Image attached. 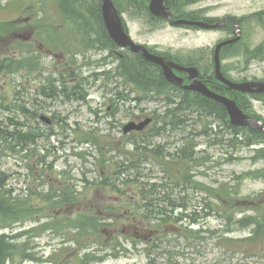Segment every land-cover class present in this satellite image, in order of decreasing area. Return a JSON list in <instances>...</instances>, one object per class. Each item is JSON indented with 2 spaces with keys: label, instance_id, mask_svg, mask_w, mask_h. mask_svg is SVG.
<instances>
[{
  "label": "rangeland",
  "instance_id": "374dc122",
  "mask_svg": "<svg viewBox=\"0 0 264 264\" xmlns=\"http://www.w3.org/2000/svg\"><path fill=\"white\" fill-rule=\"evenodd\" d=\"M7 1L8 0H0L1 18L14 19L20 14H36L39 11L34 6L38 0H26L21 8L20 4L25 0H9L10 3ZM188 1V4L182 5V7L179 6V9L187 11L200 10V14L207 17L220 18L224 15H233L242 18L240 23L242 27V38L237 45L240 50H243L246 47L252 49L259 44L261 40L264 41V16H262V22L249 17L250 13L264 9V0ZM42 2L45 3L43 11L49 15H55V21L59 20L54 22L55 26L52 30L54 29L56 32L63 30L62 25H65V23L59 19L60 17L58 15L60 14L57 13L56 6L44 0ZM4 4L5 6H2ZM121 13L127 24L131 37L136 42H145L149 45L152 44L158 49L169 51L179 57H185L183 55H186V52L192 53L195 49L199 48H206L207 52H209L218 40L225 38L229 34L223 29L198 30L176 28L170 26L167 22H163L161 28H153L147 26V18L133 15L130 10H125ZM85 15L87 14L85 13ZM45 17H48V15ZM155 26H157V24H155ZM69 27L70 26H64V28ZM229 31L231 32V29H229ZM35 34L39 35V30L36 31ZM46 34L48 33L45 32L43 35ZM60 51L63 52L62 50ZM81 59L82 57L79 55L77 62L81 61ZM221 62L223 71L235 80L240 79L241 77H264V60L259 61L253 59L248 62L246 66V61H243V57L238 54L231 57H223ZM81 69L84 74L89 73V70L85 65L81 66ZM5 79L0 80V85L4 84L3 89L6 92H9L8 88L16 89V91H18L19 87L17 83L8 78ZM15 79H18V73H16ZM27 88L29 92L33 93L34 82L31 81ZM16 91H12L11 93H16ZM90 92L97 96L101 93L100 91L95 92L94 88ZM92 96L93 95H91V97ZM155 101L156 102L153 103L155 107L163 105V101ZM92 103L93 102L89 103L88 106H85L84 103L72 101L70 103L71 106L68 108H66V105L59 106L58 109L60 110H71V108L77 107L76 109L78 111L74 112L72 117L69 118L68 124L70 125V130L68 131L61 129L58 125L54 127L52 130L54 132L52 133L43 126V135L38 141L39 147H37V152L43 154L54 146L61 149V156L59 155L54 168H50L48 166L49 164H44L45 166H42V173L48 175L46 179H48L49 184L55 179H63V176H59V171H62L61 169L65 168L66 165H70L67 170L71 171L72 177L79 180L77 183V189H82L81 187L83 183H85L83 180H80L81 178L92 180L94 178L99 179L104 175L111 177L114 174V167L109 172L105 168L106 166L100 163L103 153L105 152L106 157L118 155V160H122L126 157L124 148H132L130 144H127L130 143L128 140H130L131 137L122 135L120 130L118 132L109 130L107 122L112 119L109 116L105 117V121L102 123L101 132H98V130L93 132V129L90 128L93 120V113L89 111V107H95ZM253 105L254 109L262 114L263 119V104L260 105L254 101ZM103 109H106V106H103ZM122 109L123 113L116 117L118 123L121 121V123H125L130 119L128 114L125 115L126 112H124V106H122ZM190 119H200L202 122H192L190 126H183L175 131H169L167 137L163 136L161 139H153L156 143L168 139L169 142H178L180 145L187 140H194L198 143L196 148H194L196 157H206L205 159L198 160L197 164L193 162L191 168L188 164L183 165L176 161H171V164L168 165L170 175L174 176V183L178 182V178L182 181L187 176L189 169L191 171L190 177L192 180L190 185L182 190L181 194L184 197L182 201L188 206L187 211L185 212L179 208L171 210V220L167 227V235H169L168 244L162 245V247L167 251H170L171 254L163 252V254L156 256V252L160 253L163 248L151 252L149 254L150 256H148L146 252L136 253L132 250L130 243L124 240L127 251H124V253L121 252L120 256L117 258L110 256L102 262H95L93 264H147L149 257H155L154 264H264V246L260 248L258 252L259 254L250 256L247 253L245 254L243 245H238L236 248H232L234 246L230 245L228 241L220 240L216 236V234L222 233L226 228H230L231 231L224 233V235L233 238L246 236L249 233V230L240 227L239 224L235 223L236 220L248 214H262L264 216V178L260 177L261 173L264 174V171H262L264 168V158L260 157L259 159L256 158L255 160H252L251 155L253 152L250 148H232L228 146L227 139L231 136L230 132L224 131L223 126L218 125L219 122L212 116L197 118L196 113H193ZM205 125L207 126L206 130H208L209 125L213 126V131L208 134L206 132H199L203 130ZM29 128L33 130L35 129L34 127H28V129ZM217 137H223L224 143L210 144V141L212 139L216 140ZM89 140H92V143L88 142ZM175 146L176 145H174L173 148H175ZM173 148L170 145H167V149H169L170 152L173 151ZM71 151L80 153L85 152V154L66 155L65 152ZM87 152L91 153V155H87ZM26 153L32 155L33 151L29 149L25 154ZM51 156L52 154L47 156V162H50L52 158ZM27 164H31L30 170ZM105 164L109 165L108 163ZM142 167H144L143 174H147L141 176L140 179L142 181L169 182L168 177L163 176L160 171L161 165L153 163L151 159L144 162ZM1 168L2 170L9 172L17 170L25 175V181H22L21 183L14 181V186L17 189H21V193L28 192L27 188L35 189L34 186L37 182L34 180V175L37 172L34 156L27 159L24 166L18 167L15 165L13 159H10V161H5L1 165ZM149 169L155 171V173L150 172ZM149 172L152 173V175H150ZM239 174L242 180L239 184L237 194L226 195L225 197L219 198L217 194L209 192L210 187H217L219 184L228 183L229 185H233L236 176ZM255 174L258 176H254ZM9 185L10 183L6 185V187H9ZM171 185L178 190L179 186L173 185L172 182ZM47 188L48 187H46L45 190ZM85 189L95 191L99 188L94 186L89 187V183L87 182ZM121 189L128 190L129 192L132 191L130 190L131 188ZM91 199L94 201L99 200L100 198L94 197ZM171 199L175 200V198ZM213 202H216V209H218L219 213L215 212L216 210L214 211L209 208ZM193 211L196 212L194 213L196 214L194 215L196 216L195 222H188L182 218L181 213H192ZM206 212L212 214L208 216L205 215ZM227 215H231V217L228 218ZM122 223V227L129 226L130 224L125 220H123ZM119 226L121 225H118V228ZM26 227L28 226H17L13 231L22 230ZM209 231H217V233H210ZM126 232L130 235L129 230H126ZM119 234L120 230H118L117 235ZM119 237L122 238L121 236ZM24 241L25 238L19 240L17 243ZM32 241L31 245H34L33 250L35 251L36 256H39L42 259L49 255L53 250L58 249L61 245L60 237L53 236L49 232H45L42 236L35 237ZM96 242V246L93 247L103 245V239L97 240ZM139 247L143 248V244L139 243ZM70 248L73 250V247ZM107 248L112 249V247ZM22 249L20 248V250ZM7 264L42 263L29 260L21 261V258L17 255L15 258H12V262H8Z\"/></svg>",
  "mask_w": 264,
  "mask_h": 264
},
{
  "label": "trees",
  "instance_id": "16d2710c",
  "mask_svg": "<svg viewBox=\"0 0 264 264\" xmlns=\"http://www.w3.org/2000/svg\"><path fill=\"white\" fill-rule=\"evenodd\" d=\"M52 1L58 4V6L60 7L61 13H63L64 15L72 16V18L74 19L73 22H76V18H75L76 16H84L86 13L87 15H89V18L86 19V21H84L85 24H89L91 26L93 24L97 27L98 30L103 29L98 22L100 20V0H93L95 3L94 10H91L92 8L83 6V3L85 2V0H52ZM113 1L119 10H122V9L130 10L131 13L137 14V15L149 13L148 8H147L148 0H135V1H138L137 6H135V3L134 4L130 3L131 0L130 1L129 0H113ZM188 2H189L188 0H169L168 6L173 11L175 16L181 17L183 14V11L181 9L178 10L177 8H175V4L182 7V5L188 4ZM262 16H264V10L254 13L250 15L249 17L262 22ZM68 19L70 21V18ZM80 24H82V21ZM263 53H264V43L260 47H258L256 50L251 51L250 56H252V58L253 56L260 57ZM200 73H201V77L204 80H208L211 83V85H213L214 76H213V72L209 68L201 71ZM143 77L145 78L149 77L148 78L149 81H151L150 79L151 77H154L156 87L160 85L162 89L163 87L176 88L175 86L169 83H166L163 80L162 75L158 71H156L155 75L153 76L143 71H138L137 74L131 75V78L133 79L142 80L141 78ZM73 90H76V89L74 88ZM184 95L185 96L180 101H178L177 104H174V106L167 108L165 116H164L165 118L169 116L171 117L170 119L175 118V122L173 125L174 127L180 126L183 120L185 118H188L187 117L188 113H184L185 111H191L194 109L196 110V108L201 109L203 106H205V108L208 107L209 109H211L210 110L211 112H215L217 118L220 121L228 123L225 108L220 103L214 102L211 99H208L198 93L191 92V91H185ZM262 99L264 100V93L262 94ZM229 127L234 132V136L236 138L235 145L237 146L238 145L249 146L250 144L254 142H259L260 140L262 141L264 140V132L262 131L248 128V127H242V128L236 127V126H229ZM32 132L34 133L32 137H31V134H29V132L26 134L27 145L35 142V131L32 129ZM20 136L21 134L19 132L17 134H13L7 131H0V151H4L8 147V145L12 143V140L18 141ZM237 138H242V139L238 140ZM257 152H263V155H264V149L257 150ZM190 160L191 159L187 158L186 163L189 164ZM125 164L126 166H124L122 170L118 169L120 165L118 164L115 167V173L111 177L101 176L99 179H95L91 181L90 186H95L97 188H109V189H121V188L132 187L136 180L134 171H136L137 169L134 168V165H131L130 162H125ZM254 176H258V175L255 174ZM261 176H262V173H261ZM241 180L242 179L240 176H236V180L233 185H229L228 183L219 184L217 187H210L209 192L217 194L219 198L225 197L226 195L237 194ZM189 182L190 181L188 179L187 185L189 184ZM141 185H142L141 186V192H142L141 199L146 209L140 211V213L146 222H152L155 226H160L166 221V215L164 217V209L165 207H167V203H169L170 206H173L174 203L171 198H175V202H176V200L182 199V197L180 195H176V193L175 195H172L174 191V188L172 186L170 187V192L167 191L168 194H166L165 193L166 190L162 189L164 188L165 185L149 183L148 181L141 182ZM5 190H8V189L4 187V184H1L0 192L5 191ZM30 195L32 194L27 193L26 196H30ZM40 196H45V195L40 194ZM45 199L50 202L49 205H51L52 207L57 206L60 203L67 200V198L53 196V195L45 197ZM27 202H28L27 199H23L22 201L15 200L14 203L10 204L7 201L6 197L1 196L0 194V216H1V220L3 221V224H11L15 220L23 219L31 214H34L35 212L33 211V208H31ZM176 204H179V203H176ZM181 205L183 206V204ZM209 208L212 209V205H210ZM171 210H170V213H171ZM215 212L219 213L218 209ZM194 213L196 212L193 211L192 213H185V214L181 213V216L183 219L187 220L188 222H195L196 216L194 215L196 214ZM210 214H211L210 212L205 213V215H210ZM159 215H163V216H161V218L158 219ZM227 216L228 218L231 217V215H227ZM169 217L171 218V215ZM235 223L239 224L240 227L242 228L248 227L249 235L241 237V238L228 237L222 234L224 232L231 231L230 228H226L223 230L222 233L217 235V238L220 240L228 241L230 245L234 246L232 248H236L238 245H243L245 253L249 252L250 255H255L256 251L259 252L260 248L262 247V244L264 243V216L262 214L261 215L248 214L236 220ZM98 224H99V221L97 217L91 216L89 217V219L84 218L83 220H78V222L74 224V226L78 227L76 228V232L78 234L80 232L81 233L80 237L84 238L85 234L93 235L97 231ZM209 232L216 233V231H209ZM1 238H4V236L0 235V240ZM82 240L83 239H78V242L80 243ZM8 244L12 247V251H11L12 258L17 255L18 257L26 256L25 252L20 250V248L22 249L20 245L15 244L16 245L15 246L14 244H10L9 242ZM3 247L6 248L5 245H0V248H3ZM16 247H19V248H16ZM121 250L124 251L125 248L121 246ZM89 256L90 254L86 253L84 254L82 258H80L82 264L89 263L93 260L103 259L102 256L94 257L93 254L90 257Z\"/></svg>",
  "mask_w": 264,
  "mask_h": 264
},
{
  "label": "flooded vegetation",
  "instance_id": "af4514ba",
  "mask_svg": "<svg viewBox=\"0 0 264 264\" xmlns=\"http://www.w3.org/2000/svg\"><path fill=\"white\" fill-rule=\"evenodd\" d=\"M31 17V16H30ZM20 23L19 26L22 27V29L18 33H13L8 38H2L0 37V48L2 46H6L5 49L0 51V59H6V58H16V52L17 48L14 47L13 51L11 52L10 44L9 43H15L16 40H19L20 43V53L21 56L19 57L20 63H19V85L20 90L13 94V104L14 107H17L20 109V111L24 114L25 111H27V108H33L36 116L39 119H42L43 115L49 116L51 118V123L56 124L57 122L61 123L64 127L67 126V118L70 116L71 112L67 113H61L59 114L58 108L60 104L68 105L69 100L66 99L70 96V94H75L74 92V78L69 76L71 70V65H69V57L64 55L62 52H58L55 50V47L53 46V41L50 42L49 45L45 44L44 41L40 38H37L33 36V31L31 30L29 33H27V23H28V17L21 16L19 18ZM27 44L33 45L35 47L37 57H36V66H35V84H34V96L32 97L31 94L28 91L27 86L29 85L30 76H29V70L26 63V50H27ZM112 48V46H109ZM103 47H100L99 51L102 53L99 57L93 58L94 60L90 61L93 63V66L101 64L103 65V69L97 73L96 75L101 77L103 80H107L109 82V88L107 89L110 94V106L115 107L114 113L112 116L116 118L117 115L121 114L122 112V102L123 100H129L136 101V102H142L149 98V95H142L141 97L135 96L133 93H131V90L123 92L121 88L118 87L120 78L122 79V74L120 73V70H122L123 66V59L124 58H141V64L146 66L148 69H154L155 66L151 64L150 62L146 61L144 58H142L139 54H134L130 52L129 50H121L117 49L115 52H111L110 50L105 51L102 50ZM153 51V50H152ZM92 52H89V58L93 54ZM11 54V55H10ZM175 60V59H174ZM131 63V62H130ZM120 73V74H119ZM150 74V73H148ZM4 75L7 76L5 73ZM120 75V76H118ZM81 88H84L83 86ZM248 96V95H245ZM253 100H256L258 104L262 105V100L257 94L250 95ZM7 99L6 96L0 94V111L2 110H9V107L5 106L3 103V100ZM88 101V100H85ZM243 105H246L243 101ZM136 108H139L140 106L137 104L135 106ZM141 113H137L133 115L132 119L134 121H140L142 118L146 116H153V112H144V110L141 109ZM254 114V115H252ZM252 116H255V113H252ZM96 119H95V125L97 126L98 123L101 122V119L98 115V112L95 113ZM261 115V114H260ZM262 118V115H261ZM152 122L154 120L152 119ZM117 122L116 119H114L113 124L111 125L112 129H117L116 127ZM52 127V126H51ZM0 129L7 131L5 127L0 125ZM134 133V132H132ZM137 135V133H135ZM63 187V186H62ZM98 193V192H94ZM99 193H102L103 195L101 202H107L112 201L116 203H120V197H113L112 195L116 196L120 192H108V191H101ZM51 194L58 195L60 197H68L72 198L75 195H79L83 197L82 201L86 202V208H91L93 206L90 205L89 197V191H82V190H73V189H58L55 191H51ZM108 195V196H107ZM121 205H117V209H121ZM134 210L137 211L138 207L137 205H134ZM58 220H61L63 223H68L74 216V213L76 212V208L73 204L72 200H66L62 205L57 206L55 209L49 210ZM79 211V209H78ZM99 215L102 216H109L111 219L116 221L119 219L118 216L114 215L113 213L104 214L102 211H98ZM105 223V220H102ZM131 228V239L134 244H136L137 240L140 237H144L142 235L144 228L140 224V221L136 218V216L132 217V225ZM106 235L108 236V239L114 238L115 234V228L114 230H110V225H106L103 229Z\"/></svg>",
  "mask_w": 264,
  "mask_h": 264
},
{
  "label": "bare ground",
  "instance_id": "6f19581e",
  "mask_svg": "<svg viewBox=\"0 0 264 264\" xmlns=\"http://www.w3.org/2000/svg\"><path fill=\"white\" fill-rule=\"evenodd\" d=\"M130 1V0H129ZM130 3L134 4L135 6L138 5V1L135 0H131ZM101 5H102V1L100 0V12H101ZM83 6L88 7V8H92L91 10H94L95 7V3L93 0H85V2L83 3ZM99 32V30L97 29V27L93 28V32L92 34L95 36L97 35V33ZM117 49H119L118 47L112 46V48L110 47H103L102 50L108 51L110 50L111 52H115ZM89 54V53H88ZM85 59H91L94 60L93 58H97L96 54H93V56L90 58L87 56H84ZM85 62L83 59H81V61L76 64L79 65L81 63ZM138 72V71H143L145 73H151L153 75H155V72H153L151 69H147L146 66H144L143 64H141V62L136 61V60H132L130 64L125 65V67L122 68V70H120V73L122 75H125L129 72ZM119 73V74H120ZM88 76V74H86V77ZM106 88V87H105ZM185 91H187V89L183 86L178 87V88H171L168 95H167V104L169 105V107L174 106V104H177L178 101H180L185 95ZM224 91L223 89L219 88L217 90H215V94L220 95L222 94ZM76 94L78 95H82L83 92L79 91ZM173 104V105H172ZM200 106V105H199ZM197 106V107H199ZM205 106H203L201 109H204ZM28 110L24 112V115L29 117V118H33L34 117V110L33 108H27ZM211 109H209L208 107L205 108L204 110H201V116H216L215 112H211ZM113 113H110L109 117L113 118L112 116ZM3 118V112H0V123L1 120ZM171 117H167L164 121H163V126L157 131V133L154 135V139H161L168 131H170L173 128L174 122H175V118L170 119ZM250 119H256L255 116H250ZM194 122L193 120H191L190 118H185L182 122V126H190L191 123ZM218 125L223 126V130L224 131H233L231 130V128L229 126H231L229 123L226 122H222L219 123ZM31 131V132H30ZM7 132H11L13 134H17L18 132L21 134L20 138L18 141L12 140V143L8 145V147L5 149L4 151V158L0 159V185L1 184H6V183H11L12 187L9 188L8 190L5 191H1L0 194L1 196H5L7 201L12 204L14 203V201H17V195L18 193L21 191V189H17L14 186V181L17 182H22L25 181V178L22 177L19 172L17 170L9 172V171H4L1 168V165L5 162V161H10V159H13V161H15L17 159L16 155L22 154L23 158L19 161L16 162V166L21 167L25 165V161L27 159H30V157L34 156L35 161H37L39 163V165L41 166H45L44 164H49L51 162H56L57 159L59 158V155L61 156V149L59 147H51L50 150L45 151L43 154H39L37 151H33L32 155L30 154H25V152L28 149V145L26 142V134L29 132V134L32 135L34 134L32 132V129H28V127H14L11 130H8ZM12 138V137H11ZM139 146H141V148H145L148 144L147 140H143L140 141ZM228 146L234 148L235 145L231 142L227 143ZM260 145H264V140H260L259 142H254L252 144L249 145L250 149L255 150L257 149ZM64 147V145H63ZM173 148V147H172ZM176 149V152H175ZM63 150V149H62ZM65 150V149H64ZM66 151V150H65ZM35 152V153H34ZM74 151L71 152H65L66 155H72ZM60 153V154H59ZM52 154V158L50 160V162H47L46 158L48 155ZM182 154L184 156H186L187 158H191L193 160L196 159V153L195 152H187L186 154L184 153V151L182 152L179 148H173V151L170 152L169 149L167 148H163L160 150V152L151 159L152 162H160V161H164V160H168L171 158H175V157H182ZM67 158V157H65ZM126 166V164H120L118 169L122 170L123 167ZM69 170H65L63 173H68ZM5 180V182H4ZM13 181V182H12ZM45 186L40 187L39 191L43 192V193H48L50 191L49 188H47L45 190ZM165 210H164V217H165ZM161 216L163 215H159L158 219L161 218ZM181 217V216H180ZM3 221L1 220V216H0V235H3L4 238H1L0 240V245H5V247L0 248V264H7L8 262H12V257H11V251H12V247L8 244V242L10 244L14 243L17 245H21V243H17L19 242V240L23 239L22 235H13V230L15 229L14 227H12L11 224H3ZM2 226V227H1ZM27 236V234L25 233V237ZM16 246V245H15ZM29 260H37V257L34 256H28Z\"/></svg>",
  "mask_w": 264,
  "mask_h": 264
},
{
  "label": "water",
  "instance_id": "95a60500",
  "mask_svg": "<svg viewBox=\"0 0 264 264\" xmlns=\"http://www.w3.org/2000/svg\"><path fill=\"white\" fill-rule=\"evenodd\" d=\"M102 5H101V12H102V17H103V22L106 26V29L111 36V38L121 47H126L129 46L131 50L133 51H142V53L151 61H154L158 64H160L163 67L165 77L170 80L174 81L180 85H182V79L178 78L174 75L172 72V68H176L180 71H186L189 74V78L192 79V82L189 85H185L183 87L185 88H190L196 91H199L203 94H205L208 97H211L214 100H217L221 102L227 110V113L230 117V122L235 125H242V124H250L257 126L258 122L254 120H246V115L242 113V111L236 106L234 100L228 99L224 96L217 95L214 92L210 91L205 84H203L200 80L197 79L198 76V71L196 68L193 67H183L177 64H174L170 61H167L163 59L162 57H158L152 54H149L146 49L141 46L134 44L129 36L125 33L121 19L118 15V12L113 5L111 0H101ZM166 0H149V10L150 12L155 15V16H160V17H165L169 19V21L172 24H194L196 26H200L203 28H215L220 26L222 23L225 22V18L222 19L219 23L216 24H210L204 21H188V20H183V19H178L174 20L172 18V15L169 11L166 10L164 2ZM234 21L236 24V27L238 29V25L236 23V20L232 17H226ZM237 31V30H236ZM239 38V34L230 40L223 41L219 44L216 45L215 50H214V69H215V75L218 80L226 84L229 88H234L240 91H263L264 90V81L262 82H244V83H233L226 78H224L220 72V63H219V57H218V50L219 48L227 43H231L236 41ZM257 86V89H252L253 87ZM147 121H144L142 124L136 126V128H142ZM132 128L130 125L124 129V131L129 130Z\"/></svg>",
  "mask_w": 264,
  "mask_h": 264
}]
</instances>
